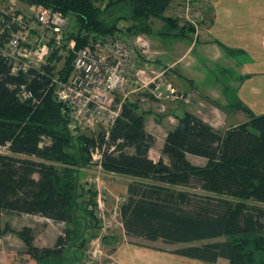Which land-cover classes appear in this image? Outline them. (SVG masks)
Returning <instances> with one entry per match:
<instances>
[{"label":"trees","instance_id":"1","mask_svg":"<svg viewBox=\"0 0 264 264\" xmlns=\"http://www.w3.org/2000/svg\"><path fill=\"white\" fill-rule=\"evenodd\" d=\"M21 1L74 18L78 48L88 44L91 33L117 32L122 20L130 23L126 31L136 35L183 38L195 31L192 25L183 23L188 28L180 32L178 19L165 16L174 0H110L105 10L101 8L103 0ZM153 19H162L168 25L155 33ZM64 73L68 77L70 72ZM51 83L49 75L13 74L11 66L0 59V145L10 143V153L0 154V234L4 212L39 215L67 225L53 248L35 245L32 227L17 231L25 244L24 254L37 263L66 256L65 246L70 240L76 239L74 243L82 248V232L98 229V194L91 193V200L86 202L87 208L93 209H84L85 223L77 204L82 197L79 170L89 165L96 148L102 151V166L109 172L146 181L155 179L173 187L196 186L264 203V114L257 115L250 107L240 105L249 120L222 133L185 112L166 137L163 154L168 156V164L162 158L156 162L149 157L155 138L146 130L145 115L138 113L141 108L135 102L123 105L121 117L108 136L104 131L93 136L84 134L75 143L60 104L53 98ZM22 85L41 100L39 105L18 100ZM43 138L49 143L42 145ZM70 148L73 153L66 152ZM128 148L134 153L127 152ZM189 155L205 158L207 164L197 166ZM64 158H69L62 161L64 164L75 168L58 171L48 165ZM121 213L125 234L130 238L185 245L174 252L209 263L224 259L228 264H264V209L252 213L242 203L235 206L165 186L132 182ZM93 223L96 226H88ZM4 230H10L8 224ZM223 237L228 239L221 241Z\"/></svg>","mask_w":264,"mask_h":264},{"label":"rangeland","instance_id":"2","mask_svg":"<svg viewBox=\"0 0 264 264\" xmlns=\"http://www.w3.org/2000/svg\"><path fill=\"white\" fill-rule=\"evenodd\" d=\"M196 1L198 3V6L200 7L199 11L204 16V22L211 20L213 15L212 9L214 7V3L217 0ZM109 2L110 0H103V3L101 4L102 10L106 9V6ZM39 7L40 6H30L21 0H0V44H3L1 42L7 40V38L10 37L12 31H10V28L6 25H9V21H11V18L13 19L15 15L18 16L23 14L30 15V17H32L35 21L36 11L39 9ZM109 12L110 11H108L107 13ZM182 12L183 3L181 2V0H174L172 6L165 15L168 18H176V20L178 19L177 25L180 32L183 30V28H188V24H183L186 22L182 18ZM209 22L205 23V26L208 27L207 29H209L211 26ZM119 25H124L127 29L128 27H130V23L125 20L120 21ZM165 25H168V22H165L162 19H153V29L155 33H161L165 28ZM204 29L205 27L203 28V30ZM76 31L77 23L74 18H71L70 27L64 34H67V43H70L71 40H75V49H78L75 37ZM72 33H74L73 36L71 35ZM51 34H53V37H56L58 33L51 32ZM132 34L135 37L138 36L134 33ZM141 36L143 41L140 43L145 42V50L147 51V53L143 57V62L140 63V66L139 64H137V68L138 70L145 69L146 73L142 81L140 80L138 84L131 83L125 89V93L127 91L130 92L128 99L126 100L127 102L125 104H130L132 102L139 103L141 110H139L138 113H144L145 115L146 130L155 138V143L149 152V157L152 160L157 162L159 159L162 158L166 163L169 164L168 156L163 154L166 137L167 134L178 125L179 118L183 116L185 112H190L193 115L196 114L202 117L206 120V123L212 125L216 128V130L222 133H224L227 128H230L231 126L241 123L243 122V120H245L244 116L242 115L240 116L242 118L238 119V114L236 115V113H233L235 110L230 111V107H228L227 109H223L221 107V105L228 104V100H226L223 95V88H233L234 85L232 80L235 78V76L234 73L231 71H224V69H226L228 66L227 62H230V60H228L226 57L219 61H209L208 59H204L202 55L203 47H208V44H210L206 34L202 32L198 35L197 38H192V41L194 39L197 40L198 46L196 47L194 52L191 53V55L189 56L191 63H193V68L191 67L189 69L190 72H186L185 69L181 67L178 70L179 74L189 73L187 75L191 76L192 74H194L196 77L193 78H195L196 86L198 88L195 87V84L190 85L189 83L182 81L180 77H177L178 82L175 81L176 73L173 72L175 69H168V67H170L172 63L176 61L177 57L181 55V52L184 50L185 47L192 45L195 46L196 42H191L190 40H183V42L179 41L174 43L173 46L170 48L169 40L167 39L166 42L163 41V43L162 41L160 42L158 38H156L157 35L154 36V40H149L150 36ZM215 36L219 38V41L224 42L222 39L224 36L222 37L221 33L215 32ZM32 37L34 38L35 47H39L40 45L43 46L46 44L49 47V51L47 55L43 57L42 60H38V58L33 55L34 57H36H33V61L36 63V65H33L34 68L28 74L32 75L40 73L42 75H49L52 78L58 79L61 77L63 80H67V78L73 73V59L75 49L69 47V44H67L63 48L58 47L56 41H50L48 37L44 39L43 42L40 44L35 39L34 35ZM88 43H91V40H89ZM134 47L135 49H138L137 47H139V45H137V42L135 41ZM187 59H185V61ZM68 67L71 68V70H68ZM64 71L70 72L68 77L66 73H64ZM155 77H158L155 80L156 85L160 84L162 87L163 85H172L175 88L176 93L171 96H166V94H164L163 97L160 98L159 92H165L166 88L160 89L159 92L156 91L155 84H149L150 81H154ZM131 78L134 81L137 80L135 72L132 73ZM52 95L53 98L57 101L58 98L54 88L52 89ZM17 98L20 102H25V100H23L18 94ZM115 100L117 105L121 103L123 101V92H118V94L116 93ZM217 105H220V108ZM60 108L62 111L63 106L60 105ZM254 110L257 115L264 114V111L258 108ZM63 117L65 118L64 115ZM65 120L68 122L69 125L70 121L66 118ZM101 131L102 130L100 128H97L95 131H93L90 129H85L83 127L82 129H78L75 135H71L74 138L73 141L77 143L76 141L81 135L87 134L89 136H93L99 134ZM42 141V145L49 143V140L47 138H43ZM126 151L129 153H134L133 148H128L126 149ZM66 152L73 153L74 150L70 148L66 149ZM67 157H69V155H67ZM90 157L91 160L89 161V165L86 168H83V170H79L78 174V178L80 180V183L82 184V186H80L79 188V193L82 195V197L77 201V204L80 205V207L78 208V214L80 215L83 223H85V220H87L84 209H91V207L87 208L86 205V202H89V200H91L92 198L91 193H96L98 195L101 194L105 203L106 213L114 215L115 211L117 210V213L119 214L118 221L121 222L120 206L124 202L119 204L117 202V198L123 199L124 195L118 192L119 194L117 196H114L112 195V193H115L113 191H111V193L108 187L111 186V183H113L115 186H129V184L134 181H141L160 187L165 186V188L167 189L175 191L180 190L192 196H204L221 201L223 203L231 202L235 206L238 203H242L247 205L248 211L252 213L258 209H264V203H259L253 200H243L241 198H233L229 195L220 194L214 191H204L196 186L180 188L162 184L160 181L155 179L146 181L132 176H126V178H124V175L109 172L103 167L100 168L98 161L94 160L92 152L90 154ZM68 159L69 158H64L63 160H61V162H54L53 160H51L53 162H48V165H54V167L58 171H62L63 169H74L75 167L67 165L66 163L64 164L62 162ZM189 160L197 166H205L207 164V159L197 158L192 155L189 156ZM35 177L38 179L37 175ZM6 224L9 225V231L4 230ZM94 225L95 223L88 226ZM24 226H29L34 229L36 236L35 245L42 248H53L56 244L58 237L60 235H64V231L67 225L64 222H55L39 215H19L4 212L2 214L3 233L0 234V264H73L74 261L76 262L75 264H80L85 250L91 246V241L96 238H101L102 240L101 243L103 245L105 254L104 262L107 263L111 261V258L119 262L115 256L117 244L120 242H124V235H126L124 227L117 225L113 226L111 229L104 231L102 225L100 224L101 228H98L97 230L89 228L82 232L85 239V244L82 248H79L78 245L80 244L77 245L76 243H74L76 239H73L68 242L67 246H65L66 249L64 248L66 256L57 258L51 257L49 259L41 260L37 263L28 255L24 254V251L26 249L25 244L17 234V231H19ZM226 239L228 238L223 237L220 240L225 241ZM131 240L132 242L138 243L140 245H153L155 249H158L160 251H174L185 246L168 245L163 242L151 243L142 239L135 238ZM78 243H81V239ZM153 264L168 263L164 261H155L153 262ZM218 264H228V262L226 260L221 259V262H219Z\"/></svg>","mask_w":264,"mask_h":264},{"label":"built area","instance_id":"3","mask_svg":"<svg viewBox=\"0 0 264 264\" xmlns=\"http://www.w3.org/2000/svg\"><path fill=\"white\" fill-rule=\"evenodd\" d=\"M181 2L183 3L181 15L186 23L196 25L204 19L196 0H181ZM70 22L69 16L42 6L36 11L35 21L30 15H15L9 21V25H6L12 32L10 37L0 44V59H4L11 66L13 74H28L34 68L33 65H36L33 55L38 60H42L49 51L46 44L35 47L33 35L40 44L48 37L50 41L55 40L58 47L63 48L69 44V47L75 49V40L67 43V34H64L69 29ZM126 30L124 25H119L117 32L113 34H89L91 43L75 49L71 76L67 80L50 77L57 101L63 106L62 114L70 121L68 126L72 135L84 127L93 131L100 128L108 136L121 117L123 105L130 94L129 91L125 93V89L131 83L138 84L140 80L142 81L146 71L138 70L137 64L140 66L147 53L145 42L140 43L143 41L141 35L135 37ZM51 32L58 34L53 37ZM134 41L139 45L138 49H135ZM134 72L137 77L135 81L131 78ZM157 78L155 77L149 84H155V90L158 92L166 88L165 92H159L160 98L164 94L171 96L176 93L172 85H163V87L160 84L156 85ZM118 92H123V101L117 105L115 97ZM18 95L25 102H31L33 105H39L41 102L25 85L19 88ZM9 147L10 143L0 145V154L10 153ZM92 155L102 168L103 155L100 148L92 150ZM102 197L101 194L98 195L95 208L98 228H101L100 224L104 231L117 225L124 227L121 206V222H119L117 210L114 215L106 213ZM117 202L123 203L125 199L117 198ZM101 241V238L91 241V246L85 250L80 264H120L112 258L111 261L104 262L105 254Z\"/></svg>","mask_w":264,"mask_h":264},{"label":"crops","instance_id":"4","mask_svg":"<svg viewBox=\"0 0 264 264\" xmlns=\"http://www.w3.org/2000/svg\"><path fill=\"white\" fill-rule=\"evenodd\" d=\"M212 11L213 15L212 19L209 20L210 22H204L203 19L196 25H192L195 28V31L187 37L182 38L171 36L164 38L157 35L156 38H158L160 42H166V39L169 40L170 48L174 43L179 41L183 42V40L196 42L195 46L192 45L185 47L181 52V55L177 57V59L175 57L176 61L173 62L168 69H175L173 71L176 73L175 81H177V77H180L182 81H185L190 85L195 84V87H197L195 78H193L196 77L194 74H192V76L187 75L189 73L179 74L178 70L181 67L185 69L186 72H190L189 69L191 67L193 68V63H191L189 56L198 46L197 40L194 39L192 41V38H197L202 32L206 34L210 44H208V47H203L202 55L204 59H208L209 61H219L226 57L230 62H227L228 66L224 71H231L235 76L232 80L234 87L223 88V95L225 99L228 100V104L221 105V107L223 109L230 107V111L235 110L233 113H236V115L238 114V119L242 118L240 117L241 115L244 116L245 120L241 122L244 123L249 120V117L243 109L239 108L240 105L248 106L254 112V109L256 108L264 111V0H217L214 3ZM207 22L212 26H210L209 29L205 26V23ZM204 27L205 29L203 30ZM215 32L221 33L222 37L224 36L222 39L225 43L219 41V38L215 36ZM154 36L155 35L150 36L149 40H154ZM185 59L187 60L185 61ZM217 106L220 108V105ZM196 117L206 122L202 117L198 115H196ZM123 177L126 178V176ZM134 182L144 183L141 181ZM108 188L110 192L113 191L115 193L113 194L111 192L114 196H117L119 194L118 192L122 193L125 202L127 201L128 185H122L121 187L115 186L111 183V186ZM131 239L134 238L124 235V242L117 244L115 256L121 264H153L155 261H164L168 264H218L221 262L220 259L216 263H209L179 255L174 251H160L155 249L153 245H140L132 242ZM156 242L163 241L158 240Z\"/></svg>","mask_w":264,"mask_h":264}]
</instances>
